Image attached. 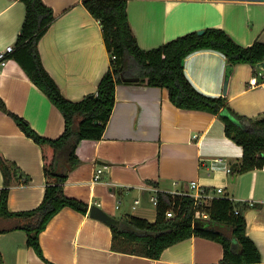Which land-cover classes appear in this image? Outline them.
<instances>
[{"label":"crops","instance_id":"crops-1","mask_svg":"<svg viewBox=\"0 0 264 264\" xmlns=\"http://www.w3.org/2000/svg\"><path fill=\"white\" fill-rule=\"evenodd\" d=\"M42 1L55 20L38 43L41 63L61 94L79 101L96 91L109 68L100 25L81 0ZM126 12L144 51L206 29L222 30L241 47L264 44V0H128ZM24 15L22 3L0 0V52L14 46ZM183 68L199 93L224 97L241 116L264 114V91L249 85L254 76L263 80L264 69L238 64L225 80V57L213 50L190 54ZM0 98L40 136L54 139L63 132L62 115L12 59L0 68ZM75 153L79 163L67 172L63 191L86 203L87 214L64 208L48 223L39 235L45 261L26 247L24 232L0 234L3 264H217L223 256L221 245L199 237L168 247L157 260L113 252L109 227L89 216L96 205L112 220L134 216L154 222L151 199L160 192L193 195L197 189H191V182L199 186L201 202L226 197L244 205L246 235L259 252V264H264V167L233 172L242 148L225 136L215 115L175 107L164 88L119 84L101 140H83ZM0 156L29 177L28 184L10 187L8 210L35 209L45 190L41 150L1 111ZM13 225L0 220V230Z\"/></svg>","mask_w":264,"mask_h":264},{"label":"trees","instance_id":"trees-1","mask_svg":"<svg viewBox=\"0 0 264 264\" xmlns=\"http://www.w3.org/2000/svg\"><path fill=\"white\" fill-rule=\"evenodd\" d=\"M23 4L25 15L13 52L6 59L14 60L28 79L49 99L63 117V132L57 138L37 134L23 118L9 112L0 98V111L8 115L19 130L42 153L45 190L41 203L33 210L13 213L7 208L9 189L28 184L17 166L0 156L3 188L0 191V220L13 221L10 231L25 233V245L45 261L39 235L64 208L87 214L88 205L64 194L67 178L63 169L71 171L79 163L77 145L83 140H101L115 105V89L121 85H143L164 88L169 101L177 108L202 111L215 115L224 126V134L242 148V157L233 172L244 174L264 167V114L254 118L233 111L224 97L212 98L199 93L187 80L183 63L187 56L200 50H213L225 57L224 78L228 79L235 65L255 67L264 63V44L254 42L250 47L237 45L225 32L206 29L201 35L191 32L148 51L141 50L129 26L128 0H81L101 28L105 48L110 55L108 70L100 79L94 93L81 100H67L43 68L38 51L39 40L55 20L53 10L42 0H10ZM114 57V59H113ZM136 78L137 82H124ZM156 219L148 222L134 216L106 222L111 231V251L160 258L170 246L191 237H199L221 245L223 256L217 264H259L260 255L246 235L244 205L226 197L196 203L189 195L157 193ZM171 211L173 217L166 218ZM194 224L197 226L194 227ZM0 264H3L0 252Z\"/></svg>","mask_w":264,"mask_h":264},{"label":"built area","instance_id":"built-area-1","mask_svg":"<svg viewBox=\"0 0 264 264\" xmlns=\"http://www.w3.org/2000/svg\"><path fill=\"white\" fill-rule=\"evenodd\" d=\"M12 52H13V47L12 46H8L7 48H5L4 51L0 52V68L5 66V64L7 62L6 57H7L8 54H10ZM113 59H114V57H113ZM249 85L251 87H253V88H259L262 91H264V78H263L262 81H259L258 78L256 76H254L253 78L250 79ZM101 172H102V169H100V168L97 169V171L95 173V177H94L95 181L99 179V176H100ZM190 187H191L192 190L197 189V192L195 194L189 195V196L192 197L196 201V203H200L201 202V194H200L199 186L196 184V182H191ZM218 193H221L220 189L218 190ZM151 201H152L153 205L156 206V204H157L156 197H153L151 199ZM137 203L138 202L135 201L134 204H137ZM172 217H173V215H172L171 211L166 213V218H172Z\"/></svg>","mask_w":264,"mask_h":264},{"label":"water","instance_id":"water-1","mask_svg":"<svg viewBox=\"0 0 264 264\" xmlns=\"http://www.w3.org/2000/svg\"><path fill=\"white\" fill-rule=\"evenodd\" d=\"M197 33L199 35H201L203 33V31H198ZM256 68L262 70V69H264V65L263 64H258L256 66ZM121 80L124 81V82H137L138 81V79H136V78H124V77H121ZM225 87H226V82L223 85V94H225ZM66 173H67V169L64 168L63 169V172L60 175L65 176ZM89 216L92 217V218H94V219H97L99 221L105 222V223L111 221V218L109 216H107L96 205H93V206L90 207V209H89ZM195 226H197V224H194V227Z\"/></svg>","mask_w":264,"mask_h":264}]
</instances>
